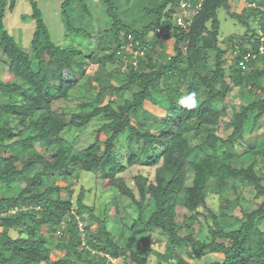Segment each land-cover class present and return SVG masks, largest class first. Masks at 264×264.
Masks as SVG:
<instances>
[{
  "label": "trees",
  "instance_id": "16d2710c",
  "mask_svg": "<svg viewBox=\"0 0 264 264\" xmlns=\"http://www.w3.org/2000/svg\"><path fill=\"white\" fill-rule=\"evenodd\" d=\"M29 1L36 31L27 52L4 25L17 0H0V63L9 74L0 79V153H9L0 154V264H60L52 260L55 251L64 254L63 264H114L118 258L124 264H149L152 254L157 264H193L210 255L221 256L214 264H264V202L252 208L239 196L242 187L264 197L256 169L257 158L264 157V136L255 144L245 139L264 122V0H246L244 14L234 10L237 0H162L145 10L153 19L137 31L120 16L114 0H102L112 22L97 37L70 16L77 3L80 19H91L86 0H66V37H84L85 46L57 44L38 3ZM182 1L197 12L186 27L177 25ZM221 9L246 27L243 36L221 41ZM137 50L143 55L135 57ZM209 50L216 52L212 63ZM106 61L119 67L107 74L99 67ZM86 77L99 98L82 102L81 111L69 115L58 104ZM244 82L254 98L245 102L242 93L241 110L227 121L226 103ZM110 92L122 95L121 102L94 105ZM191 93L196 107L184 108L179 100ZM149 102L166 112L155 125L139 118ZM98 118L105 122L87 148L64 138L66 131L84 129ZM222 127L231 131L226 139L218 133ZM124 136L127 162L118 149ZM137 166L154 168L155 174L139 173L131 187L122 175ZM80 172L108 181L130 201L137 213L130 225L134 243L116 241L124 225L118 214L98 217L85 202L86 190L76 195ZM210 193L219 197V208L210 209L214 229L201 239L195 211L207 206ZM231 195L238 197L240 215L230 214ZM112 206L119 211L116 199ZM179 208L185 210L182 221ZM155 231L167 239L164 252L150 241ZM56 236L59 243H53Z\"/></svg>",
  "mask_w": 264,
  "mask_h": 264
},
{
  "label": "rangeland",
  "instance_id": "374dc122",
  "mask_svg": "<svg viewBox=\"0 0 264 264\" xmlns=\"http://www.w3.org/2000/svg\"><path fill=\"white\" fill-rule=\"evenodd\" d=\"M42 13L44 21L49 29L52 39L60 45L67 46L71 43L76 45L85 46L86 40L82 38H74L73 36L66 37L65 31V21L62 14V5L66 0H35ZM116 6L119 9V14L126 22V24L134 31L140 30L143 25L150 22L153 17L146 14V9L156 8L162 0H114ZM86 3L89 7L91 13V19L82 16L80 19V12L78 11V4H74L70 8V16L72 18L76 17V23L83 28L87 29L89 32L94 34L96 37L111 28V19L107 16V7L102 0H86ZM234 10L238 13L244 14L248 3L244 0L233 1ZM178 11V8H177ZM192 15V14H190ZM219 19L221 21L220 29V39L223 41L229 35H236L241 37L246 33V27L239 22L231 19L225 9L219 10ZM5 29L14 37L17 44L25 51L30 52L32 47L33 35L36 31V23L32 17V8L29 0H17L16 8L13 12H7L4 18ZM252 25L255 27L256 23L252 22ZM170 36H167V40H170ZM95 40V39H94ZM93 40V41H94ZM172 42H169V46ZM230 53V47L224 46ZM216 52L209 50L207 51V58L212 63L215 60ZM0 56L2 52L0 49ZM229 56V55H228ZM126 62V61H125ZM99 67L106 71L107 74L114 72L119 64L112 63L110 61L102 62ZM124 69L125 66H124ZM93 69H90V74H92ZM90 76V75H89ZM88 76V77H89ZM9 74L5 65L0 63V79H7ZM241 79V78H240ZM109 75L103 79V84H109ZM88 78L80 80L78 86L72 91L71 96L66 101H61L58 106L59 108L64 109L69 115H74L81 111L80 104L87 100H96L98 95H94L92 88L87 84ZM243 93V99L245 102H250L253 100L254 95L245 92V82L243 84H238L236 88L231 93L229 100L226 103V120L233 119L235 115L241 110L242 102L240 96ZM128 98L131 96L126 95ZM122 95L117 96L113 93H108L104 95L95 103V106H105L110 102H121ZM4 101V98H0V103ZM92 108H87V111H90ZM166 115L165 111L154 107L152 103H148L147 112L140 110L139 118L145 120L149 125H155V122L158 121V118ZM104 119L98 118L92 121L84 129L72 128L64 133V138L74 143L75 147L78 149H84L90 146L95 142L97 138V129L104 123ZM219 135L223 138H227L231 131L222 127L219 130ZM264 136V122L258 124V127L254 133H246L245 139L249 144L257 143L258 137ZM106 136L101 135L100 140H105ZM118 149L121 153V156L124 162H127L128 158V149L126 146V136L122 137L121 142L118 144ZM40 152L43 153V148H39ZM240 150V149H239ZM6 157L9 156V153H0ZM54 161L50 160L47 167H52ZM259 175L263 179L264 183V157L257 158V167ZM139 173H143L149 176H154L155 169L145 166H137L129 168L122 176L125 178L127 183L131 187H135V177ZM59 184H64L63 181H58ZM84 188L86 190V200L85 202L95 209V214L98 217H112L118 214L124 222V225L116 231L115 239L119 245L125 246L127 243H134L135 238L133 233L130 231V225L132 220L136 218L137 213L128 199L124 198L116 190L109 186L108 181H104L99 177L93 175L92 173L80 172L77 175V185H76V195L79 193L80 189ZM240 197L243 199V203H251L252 208L260 205L264 202V197L258 196L254 191L247 188H239ZM116 199L119 205V213L113 208L112 201ZM238 197L231 195L230 203V214L240 215V207L237 203ZM219 208V197L213 193H210L207 199V206H200L195 214L197 215V223L195 224V229L197 232H200L199 238L207 239L209 231L214 229L213 221L210 214V209L218 210ZM185 215V210L179 208L178 216L179 219H183ZM87 217V216H86ZM88 221V220H87ZM182 221V220H181ZM89 223V221H88ZM97 225H92V230H95ZM109 227L112 228L113 224L110 223ZM65 228V226H64ZM44 233L48 234V229L44 228ZM58 237H54L53 243H59L57 241ZM150 241L154 244L158 252H164L167 247V239L159 231H155L150 234ZM63 253L55 251L52 260L60 261V264H63L62 257ZM221 260V256L210 255L202 260L193 261V264H214L217 261ZM114 264H124L121 258L114 260ZM149 264H157V257L152 254L149 258Z\"/></svg>",
  "mask_w": 264,
  "mask_h": 264
},
{
  "label": "built area",
  "instance_id": "2783aa9c",
  "mask_svg": "<svg viewBox=\"0 0 264 264\" xmlns=\"http://www.w3.org/2000/svg\"><path fill=\"white\" fill-rule=\"evenodd\" d=\"M246 1V0H244ZM178 18H177V25L181 26V27H186L189 26L190 23L193 21V19L195 18L196 15V11L193 9V7L185 1H182L178 7ZM192 14V15H190ZM186 21H189V23H187ZM157 34H163V31L161 29H157L156 31ZM138 44V43H137ZM131 47H133V43L130 44ZM139 55H143V51L141 50H137L134 52V56L137 57ZM133 66H136L137 63L133 62L132 63ZM126 68V66H125Z\"/></svg>",
  "mask_w": 264,
  "mask_h": 264
},
{
  "label": "clouds",
  "instance_id": "9594fccd",
  "mask_svg": "<svg viewBox=\"0 0 264 264\" xmlns=\"http://www.w3.org/2000/svg\"><path fill=\"white\" fill-rule=\"evenodd\" d=\"M179 104L187 109H192L196 107V104H197L196 94L191 93V94L182 96L179 100Z\"/></svg>",
  "mask_w": 264,
  "mask_h": 264
}]
</instances>
